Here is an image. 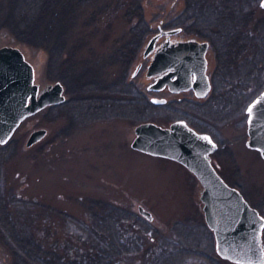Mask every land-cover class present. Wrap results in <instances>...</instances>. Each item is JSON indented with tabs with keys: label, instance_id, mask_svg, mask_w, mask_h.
<instances>
[{
	"label": "rangeland",
	"instance_id": "374dc122",
	"mask_svg": "<svg viewBox=\"0 0 264 264\" xmlns=\"http://www.w3.org/2000/svg\"><path fill=\"white\" fill-rule=\"evenodd\" d=\"M11 1L0 0V47L21 48L33 64L35 80L41 88L60 80L68 99L78 95L82 80H93L98 86L110 89L124 78L132 88L123 95H133L136 101H147L151 105L140 116L104 118L74 117L69 110L50 105L25 118L12 137L0 144V193L14 216L23 218L48 212L53 222L58 212L64 211L69 215L65 227L78 233L81 228L74 219L90 224L107 216L109 210L120 208L125 214L142 217L140 220L149 235L143 237L144 242L160 241L174 247L177 243L187 244L186 238L191 235L193 246L198 241H203L205 248L210 246V250L204 252H208L211 260L190 256L182 264H239L223 259L216 251L214 233L205 220L200 180L177 160L136 150L131 142L134 127L142 121L168 125L173 120L186 119L196 129L210 132L218 141L220 148L214 157L219 172L231 185L238 184L249 202L264 211V158L259 150L247 144L246 112L249 102L264 89V73L262 82L257 85L258 92L252 93L234 112L215 115L212 101L217 98L215 92L219 86L214 82L217 81L213 76L217 59L211 44L208 69L213 88L210 97L199 100L191 93H181L176 97L190 101L170 106L154 104L150 99L153 95L169 100L174 96L167 91L147 90L149 80L145 78V71L149 59L143 57V49L164 23L163 18L181 14L185 0H139L142 17L151 24V29L130 63H125L123 49L128 44V47L136 44L130 41V29L135 20L124 15L127 7L133 9L131 0H80L81 5H72L76 11L70 12L73 16L70 21L58 22L52 29L44 14H40L38 23L34 24L28 19L27 25L13 21ZM256 1L262 8L261 0ZM254 5L245 10L255 9ZM141 61L145 62L144 68L134 76ZM74 72L79 82L76 76L73 84L60 79V74ZM141 89L144 98L138 95ZM37 127H46L47 135L34 145L26 146L30 132ZM22 199L26 200V206H22ZM140 205L152 213V219L140 213ZM184 224L192 228L180 229ZM29 230L34 231L32 226ZM200 230H205L202 237ZM2 232L0 225V264H14L8 240ZM60 234L57 230L46 233L51 238H58ZM144 247L128 257L129 264L145 262Z\"/></svg>",
	"mask_w": 264,
	"mask_h": 264
},
{
	"label": "trees",
	"instance_id": "16d2710c",
	"mask_svg": "<svg viewBox=\"0 0 264 264\" xmlns=\"http://www.w3.org/2000/svg\"><path fill=\"white\" fill-rule=\"evenodd\" d=\"M81 1L12 0L13 21L27 25L28 19L34 24L38 23L36 20H39L40 14H44L51 28L58 22H69L73 17L70 12L75 10L72 5H81ZM130 3L133 4V9L127 7L124 15L135 20L130 29V41L136 44L130 47L128 44L123 49L125 63H130L135 58L139 46L151 29V24L142 17L139 0H131ZM252 3L255 4V9L246 11ZM257 4L256 0H185L180 15L162 19L164 27L180 26L189 35L204 37L212 44L217 59L213 76L217 80L214 82L219 86L217 92L214 91L217 98L212 101V109L217 116L234 112L252 93L258 92L257 85L262 82L264 8H259ZM69 42L70 38L67 39V43ZM75 76L78 80L75 72L66 75L63 73L60 74V79L73 84ZM111 86L109 89L98 86L93 80H82L78 85L79 89L77 88L78 95L50 107L69 110L74 117L104 118L103 116L110 115L140 116L150 105L147 101H136L133 95H123L124 91L132 88V84L124 78ZM138 95L144 98L142 89ZM170 104L174 105L171 102L163 105ZM232 184L240 188L247 198L238 184ZM1 196L0 193V225L8 240L14 264H129L128 257L134 252L137 253L142 246H145L143 264H182L190 256L211 260L208 252H204L206 249L210 250V246L205 248L203 241H198L193 246L191 235L186 238L187 244L177 243L174 247L160 241L144 242L143 237L149 235L145 223L140 220L142 217L125 214L120 208L109 210L107 216L93 220L90 224L88 221L74 219L81 229L78 233H72L71 227L64 225L69 219L66 212H58L53 222L50 221L48 212L32 213V216L30 214L27 217H18V220ZM21 201L22 206H26V200ZM257 208L264 214L263 209ZM31 226L34 231L29 230ZM185 228L192 227L185 224L180 227ZM56 230L61 231L58 238L46 235ZM200 231L202 237L205 230Z\"/></svg>",
	"mask_w": 264,
	"mask_h": 264
},
{
	"label": "water",
	"instance_id": "95a60500",
	"mask_svg": "<svg viewBox=\"0 0 264 264\" xmlns=\"http://www.w3.org/2000/svg\"><path fill=\"white\" fill-rule=\"evenodd\" d=\"M264 8V0L260 1ZM182 27L162 29L152 35L143 57L153 52L148 66V75L171 69L149 84V90H160L169 85L173 91L193 87L198 97H205L212 84L208 74L206 56L209 41L189 39L178 46L171 42V35ZM167 35L166 41L156 48L158 39ZM141 63L133 72L135 75ZM194 74L192 80L191 75ZM173 75L175 77L173 78ZM64 84L57 80L41 88L35 82V69L18 46L0 47V144H5L17 127L28 116L53 104L66 100ZM165 97L153 96L151 102L165 103ZM259 104L253 109V124L247 117V144L260 151L264 158V89L247 105ZM248 113V112H247ZM135 136L131 142L134 149L152 155L177 160L187 166L201 181V200L205 220L215 237L217 253L225 260L239 264H264V215L253 206L236 186L229 184L217 171L211 161V153L219 144L207 131H197L187 120L180 118L168 125L153 120L142 121L134 127ZM48 133L46 127L33 129L26 141L32 146ZM209 138L208 140L204 139ZM141 214L152 219V213L139 206Z\"/></svg>",
	"mask_w": 264,
	"mask_h": 264
},
{
	"label": "flooded vegetation",
	"instance_id": "af4514ba",
	"mask_svg": "<svg viewBox=\"0 0 264 264\" xmlns=\"http://www.w3.org/2000/svg\"><path fill=\"white\" fill-rule=\"evenodd\" d=\"M172 28H174V27H172ZM162 29H169V28H167V27H164V23H162V25L160 24V26L157 28V31L155 32V33H157V32H159V31H161ZM154 33V34H155ZM180 33H182V35H180ZM153 34V35H154ZM171 42L172 43H175L176 44V46H178L179 45V43L180 42H183V41H186V40H189V39H197V40H199V41H203V40H208V39H206V38H204V39H201V38H197V37H195V36H192V35H189V34H186L182 29H181V31H179V32H177V33H175V34H172L171 36ZM166 39H167V35L166 34H163L159 39H158V41H157V43H156V48L157 47H159L160 45H162L165 41H166ZM209 41V40H208ZM210 45H211V43H210V41H209V48H208V50H207V53H206V56H207V59H208V66H209V61H210V59H209V49H210ZM145 58V57H144ZM147 59H149L148 61V63H147V65H146V71H145V75H146V79H148L149 80V83L147 84V86H146V88H147V90H149L148 89V86H149V84H151L152 82H154L158 77H160L161 75H163V74H165L166 72H168V71H170L171 69H167V70H165V71H163V72H161V73H155V74H153V75H148V66H149V64L151 63V61H152V58H153V52L149 55V56H147L146 57ZM139 63H141V66H140V68H139V70H143V68H144V61H141V62H139ZM138 63V64H139ZM139 70H138V72H139ZM137 74V73H136ZM135 74V75H136ZM208 74H209V77H210V81H211V84H212V77H211V74L209 73V69H208ZM134 75V76H135ZM175 77V75H173V78ZM191 78H192V80L194 79V74H192L191 75ZM212 88H213V85H212V87H211V90L209 91V93L205 96V97H198L197 95H196V93H195V90L193 89V87H191V88H189V89H184V90H181V91H173V90H171L170 89V87H169V85H166L164 88H162V89H160V90H149V91H151V92H164V91H167V92H169L171 95H173L174 97L173 98H171L170 100L169 99H167L166 97V99H167V101L165 102V103H162V104H166V103H168V102H171V103H173V104H185V103H187L188 101L187 100H189V98H177L176 97V95H178V94H181V93H191L192 95H194V96H196L199 100H201V99H205V98H207V97H210V95H211V93H212ZM154 96V95H153ZM153 96H151V97H153ZM161 97H163V96H161ZM151 99V98H150ZM190 101V100H189ZM194 102H195V100H194ZM188 122V121H187ZM191 125V124H190ZM192 126V125H191ZM192 127H194V126H192ZM195 128V127H194ZM196 129V128H195ZM197 131H205V130H198V129H196ZM208 132V131H207ZM213 137V136H212ZM214 139V138H213ZM215 140V139H214ZM216 141V140H215ZM217 143H218V141H216ZM219 144V143H218ZM219 148H220V144H219V147H218V149L217 150H215L214 152H212L211 153V161H212V164L214 165V167L217 169V171H220L219 170V166H218V164L216 163V159H215V157H214V154L219 150ZM179 162V161H178ZM181 163V162H180ZM184 167H186L191 173H193L187 166H185L183 163H181ZM221 175H222V173L221 172H219ZM194 174V173H193ZM195 175V174H194Z\"/></svg>",
	"mask_w": 264,
	"mask_h": 264
},
{
	"label": "snow or ice",
	"instance_id": "6c2138e0",
	"mask_svg": "<svg viewBox=\"0 0 264 264\" xmlns=\"http://www.w3.org/2000/svg\"><path fill=\"white\" fill-rule=\"evenodd\" d=\"M260 101H257L256 104H253L251 106L248 107L247 112H248V123L249 125L253 124V109L257 106V104H259ZM204 139L208 140L209 138L205 137ZM4 141H0V143H3ZM262 227H264V224H262Z\"/></svg>",
	"mask_w": 264,
	"mask_h": 264
}]
</instances>
